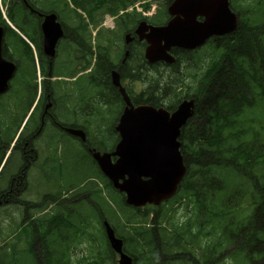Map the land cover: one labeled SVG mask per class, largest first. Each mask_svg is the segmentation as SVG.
Wrapping results in <instances>:
<instances>
[{
    "label": "trees",
    "instance_id": "1",
    "mask_svg": "<svg viewBox=\"0 0 264 264\" xmlns=\"http://www.w3.org/2000/svg\"><path fill=\"white\" fill-rule=\"evenodd\" d=\"M262 6L257 0H248L242 10L244 22L235 38L236 43L231 40L221 46V39H216L209 45L219 51L217 57L213 60L203 57L193 70L197 79L188 91L194 88V116L182 138L185 143L182 153L189 171L174 198L161 207L136 211L125 205V196L95 168V176H100L111 188L109 196L116 207L112 211L113 217L116 218V213L126 215L129 232L122 234V238L125 237V251L136 258L135 264H158V253L143 252L146 248L157 252L163 249L176 259L174 264H226L227 260L232 264H264V9L256 13V9ZM242 48L258 52L250 61L251 51ZM182 53V50H175L178 59ZM137 57L135 54V58L128 61L127 66L132 70L136 68ZM144 63L148 66L145 60ZM129 72L130 69L124 67L120 73L127 75ZM157 79L154 81L156 86ZM169 84L173 86L172 82ZM169 84L165 81L162 86L168 95ZM141 101L155 107L162 104L157 99L144 98ZM31 104L27 106L23 99L14 102L16 110H24ZM6 120L1 124L0 133L6 137L16 134L13 131L16 120ZM209 129L215 136L207 139ZM190 137L193 138L190 140ZM184 204H193L195 209L186 222H177V212ZM199 211L205 216L201 222ZM150 212L154 213L153 227L133 226L146 223ZM37 222L39 240L44 242L54 222L61 226L64 220L45 222L42 217ZM112 226L117 232V227ZM79 230L82 233L87 231L82 225ZM68 240L65 234L51 239L42 263L81 264L80 261L72 262L70 249L66 254L51 249L56 246V241L64 245ZM7 246L5 254L0 253V264H38L32 248L26 252L28 261L25 263L24 251L18 245L13 247V255L9 244Z\"/></svg>",
    "mask_w": 264,
    "mask_h": 264
},
{
    "label": "flooded vegetation",
    "instance_id": "2",
    "mask_svg": "<svg viewBox=\"0 0 264 264\" xmlns=\"http://www.w3.org/2000/svg\"><path fill=\"white\" fill-rule=\"evenodd\" d=\"M49 15L56 16V21L60 23L62 29V36L54 48L50 42L46 43L45 40L44 23ZM27 16L30 17L34 25L27 34V37L32 42L36 55L33 52V57H31L26 52V49L22 48L26 52L25 58L33 61L39 60L40 75L43 76L44 82L41 85V93L38 97L36 94L37 86L32 80V77L37 75V73H34V70L30 71L29 84L31 87L26 89L24 98L27 106L32 102L29 107L32 110H30L27 116L26 125L20 135L15 136L11 146H9L10 137L6 139L0 137V156L3 150L8 151L12 147L8 161L3 168L4 170L10 162L11 169L7 175L9 179L4 186L0 187V208L24 206V203H26L25 207L28 206L27 200L23 199L24 193L30 189L40 192V189L46 186L45 181H41L38 184L39 175L31 182L27 179L29 178V171L34 168L39 169L42 164H50L55 171V179L53 176L54 181L50 183L53 191L51 189H47V191H59L64 187V156H60V153L61 148L63 149L65 137L73 139L75 137L68 134L70 130H83L87 138V141L84 142L88 144L91 127H86V125L90 124V120H92L91 113L95 104L97 66L91 69V63L96 59V47L92 45L91 36L87 34L86 30L82 31L81 26L75 24L74 20L73 23H68L58 8L52 7L50 10L30 8ZM136 47L137 51H139L141 44L138 41H132L130 46L131 54ZM12 51L13 54L4 46L2 55L7 63L15 66V78H22L21 62L15 56L13 47ZM126 51L127 47L124 48L125 53ZM123 59L118 60L116 65L111 64L109 66V73H112V70H118L120 76H122L120 73L122 69L124 67L129 68L127 66L128 61L123 62ZM100 68L102 71L99 75L108 79L107 68L102 66ZM5 70H7V67ZM81 74L88 76L89 81L87 107L82 106L83 99L75 98L73 102L76 105V110L70 112L66 109V93L72 92L75 95L81 91H86L85 89L81 90L79 86L73 84ZM68 76H77V80H73V78H69ZM12 82L13 80L8 85L7 92L0 96V117L1 115H8V110L22 90L17 86L20 85L19 83ZM117 137L111 138L113 142L111 146H104V143H102L98 148L90 146V151L92 152V148H94L93 153L97 152L101 156L113 155L120 141ZM114 142H116L115 146ZM19 152H21V156L19 157L20 164L16 160ZM112 160L116 161L117 157H113ZM48 176L47 172L43 175V177ZM44 198L45 196H43ZM88 198L89 196L84 194L80 200ZM57 199L52 198L51 201H57ZM159 251L157 260H162L163 262L169 261L168 252Z\"/></svg>",
    "mask_w": 264,
    "mask_h": 264
},
{
    "label": "rangeland",
    "instance_id": "3",
    "mask_svg": "<svg viewBox=\"0 0 264 264\" xmlns=\"http://www.w3.org/2000/svg\"><path fill=\"white\" fill-rule=\"evenodd\" d=\"M11 0H4V9L5 12H7V5L10 3ZM92 3V5H94V3H100L102 2L104 4V6H102L94 15V21L97 24H103L105 22L106 19H108L105 23V26L108 30V32L105 34L106 36L101 37L100 36V41L99 42H109V41H116L118 38L121 37V33L119 31H113L114 30V21H116V17H106L105 16V12H108V10H111L113 12H116L119 8L122 7H132L134 5H136V11H130L126 16H125V20L128 21V27L129 26H135L140 19H145L144 17H142L140 15V13L143 11L142 10V5L143 4H147L148 5V12L147 13H152L155 15L156 20L151 19L150 21H147L149 24L152 25H164L166 23V21L168 20L170 13H169V9L171 7V1L172 0H86ZM232 2H235L237 4H232V8L234 13L237 15V21H236V28L233 30H230V32H227L225 34H223L222 39L220 41L221 46L231 42V40H233V42L236 43V36L238 35L241 26L243 24V14H242V10L244 9V7H246V3L248 0H231ZM259 3H261L263 6L259 7L256 9V13L259 12V10L264 9V0H257ZM33 3H36V5L41 8V9H49V8H58L60 13L62 14L64 19H67V17L70 15V10L67 9L64 6V3L62 0H28L29 5H31ZM31 3V4H30ZM0 4H2V0H0ZM127 8V9H128ZM131 10V9H130ZM3 14V12H1ZM4 16V14H3ZM9 16H10V20L12 21V23L14 24V26L21 31L24 34H28L30 29L34 26L33 23L31 22L30 17L25 16L24 14H22L21 10L19 7H11L9 10ZM5 18V17H4ZM81 19L83 20V23H89L92 26V23L90 20L89 15H82L81 14ZM198 21H202V19H198ZM104 26V27H105ZM249 27H253V26H249ZM94 30H99V28H96ZM7 40H9V42L12 44L13 49L15 51V53L18 55L19 58H21L22 60V66L23 69L21 70L22 72L26 71V64L24 63L26 54L24 52V50L22 49L21 46L18 45L19 40L13 36H10V34L7 35ZM98 38V35L96 36V39ZM121 40H117V44H116V50H118L120 44L118 42H120ZM124 43V42H122ZM242 44H245L244 42H241ZM201 45H198L196 47H200ZM243 51H246L245 48H242ZM193 59L191 56H189V58L187 59V62H185V64H182L181 67L179 68V73L177 74L175 71V69L172 71L170 69L167 68V66L165 64L162 65V67L160 68V72L161 74L155 75V72L151 69H148L147 71L150 74H154L155 76L153 77V81H155L157 78L160 77V75L163 76V79H169L171 80V82L173 83V86L169 84L170 89L168 91H170L171 93L173 92H177V94H174L177 97H174L173 95H169V97L167 98V100H165V102H167V104L174 103V104H178V106H181L183 104V102L187 103L191 101V98L193 96V92H194V88L189 90L192 86L191 83L194 82L195 80V73L194 71L197 69L198 63L200 61H202L203 57L208 59V60H213L217 57V54L219 53V51H215L213 45H205L200 49H194L193 50ZM198 51V52H197ZM222 51V50H221ZM249 52V50H247ZM251 53L249 54V58L250 61L253 59V55L256 52V50H250ZM258 52V51H257ZM256 52V53H257ZM237 54H239V52H237ZM102 57H106L109 58V56L102 54ZM255 57V56H254ZM117 58L116 54H112L111 55V59L115 60ZM110 59V58H109ZM138 60V59H137ZM138 63V61H137ZM136 63V66H137ZM204 66V65H203ZM194 70V71H193ZM130 78H134V74L133 76H130ZM128 79H126L127 81ZM127 84H130V82L128 81ZM153 87L155 89L158 88V86H156V84L153 82ZM148 86L146 84H144L141 87H136L134 86V90L138 93V94H142L143 91L147 90ZM188 91V92H187ZM187 92V93H186ZM157 96V95H156ZM179 97V98H178ZM177 98V99H176ZM161 100V99H159ZM72 103H73V99L66 101V105L69 108H72ZM119 103H122L121 100L116 99L114 94L111 92L109 94L106 95L105 97V101H101V96L97 95L96 96V107L97 110L100 109L101 114L98 113L96 116V120L97 124H94L91 126L90 128V134L92 137H95V145L97 144V141L99 139V137L104 138L106 140V142L113 136V128L111 125V121L114 123L115 119L118 117L119 112L121 110V106ZM83 107H87V97L86 99L84 98V102L82 103ZM110 110V111H108ZM8 120L2 118L1 122L2 124L6 123ZM2 133H0L1 135ZM3 135V139H6V136L4 134ZM215 136L214 132L212 129H209V136L207 139L213 138ZM193 137H190V140ZM69 141L73 142L75 144V149L78 151H75V156L76 158L73 159L70 157V154L68 153L69 150V144H67V142H64L63 144V151H61V156H64V171H63V180H64V189L60 190L63 191L65 189H68L69 191H66L63 196H65L66 199H70L74 194L70 191H77L79 189V187H85V189H87L90 185V181H88L85 185H82L80 183L81 180L85 179L86 177H88L89 175V164L93 163V159L91 158V156L86 153L85 151H83L82 149V145L80 143V141L78 140H73L70 139ZM233 142L236 144V140H233ZM99 147V146H96ZM68 153V154H67ZM21 156V152H19L18 157L16 158V160L18 161V163L20 164V159L19 157ZM18 169V168H17ZM47 172L49 174L48 177H43L44 173ZM38 178V184L41 181H45L46 182V186L44 188H41V191L45 190L47 191V189H51L52 187L50 185V183L53 180V176L55 179V171L53 169V167L50 164H42L40 166V168H34L31 171H29V181H33L35 178ZM72 181V182H71ZM77 182V188L75 190L72 189L71 185L69 186L70 183H75ZM84 182V181H83ZM101 182V181H100ZM53 191V190H52ZM44 195V194H43ZM36 196L37 194L35 193V190L30 189L29 191L25 192L23 195V199H28L27 203L30 206L25 207L26 203H24V206H13V207H1L0 208V253H2L3 255L5 254V251L7 249V245L9 244V246L11 245H15L16 242H13V240L15 239V237L17 236V232L16 230V224H21V219H23V216H27V219L30 223H33V217L35 215L36 212H38V208L41 207V205H38L36 202ZM89 196L90 198H95L97 201H99L100 203H103V199L101 198L100 194L97 192H94L93 190H90L89 192ZM19 198V197H17ZM52 198L49 197L48 201H44V204L46 203V205H43L44 208L48 207L51 203H47L49 201H51ZM38 202L42 203V200H39ZM34 203V205H33ZM61 206L57 205H50V206H54L57 208L58 213H62V206L67 205L68 206V210L71 213H74V210L77 209L78 213L81 214L82 218H80L78 220L79 224H87L90 225L93 228V232H96V234H100L99 230H101L99 227V229H97V227L95 226L94 220H93V215H94V211L85 203H81L80 205H78L77 203H60ZM28 208V209H27ZM46 212V211H45ZM69 213L70 217H72V214ZM198 214H201V219L200 222L204 219V214L201 213L200 211L198 212ZM56 216V212L55 209L49 208V211H47V213L43 216L46 220H50L52 218H55ZM73 218L74 217L73 215ZM61 225L64 226H59L57 227L58 229H65L73 234H76L75 236H69V240L65 241L64 245H58L56 247V250L58 253L60 254H66V252L75 245V247L72 249V251H70L71 255H72V262L76 263L77 261H80L81 264H101V257H100V251L96 246V241L94 239H88L84 238L81 239L78 243L74 244V240L78 237L79 235V225H75L74 223H67V222H63ZM118 227V226H117ZM35 228L36 231L34 229V232L36 234H38V225L37 222L35 220ZM87 232H89V230H87ZM123 234H127V232H124ZM38 237V236H36ZM55 238V237H54ZM65 239V238H64ZM62 239V240H64ZM42 245L40 243H37L34 247V251L35 253L38 254V258H39V254L42 255ZM9 251L12 253L13 250L11 247H9ZM23 252V259L25 261V263H27L28 258H27V254H26V250H22ZM227 252H229V250H227ZM37 263L38 264H43L42 259H38ZM102 258L107 262L106 264H118V258H114L113 256H111L110 254H106V255H102ZM225 258H229V257H225ZM231 259V258H229ZM226 264H232L230 260L226 261Z\"/></svg>",
    "mask_w": 264,
    "mask_h": 264
},
{
    "label": "water",
    "instance_id": "4",
    "mask_svg": "<svg viewBox=\"0 0 264 264\" xmlns=\"http://www.w3.org/2000/svg\"><path fill=\"white\" fill-rule=\"evenodd\" d=\"M170 13L180 18L165 29L162 37L165 45L154 42L153 50L146 53L150 62L172 61L174 58L167 54L171 46L202 45L210 37L222 36L237 26V15L231 10L229 0H177ZM2 34L0 29V40ZM113 84L120 88L128 105L116 128L121 141L113 156L118 159L114 163L112 155L100 154L94 158L114 187L126 194L128 204L160 205L175 195L185 176L181 145L176 140L192 114L194 102H184L173 115L151 106L135 108L121 86L118 73L113 75ZM107 232L115 251L121 255L119 264H133V259L122 252V241L115 238L111 228Z\"/></svg>",
    "mask_w": 264,
    "mask_h": 264
},
{
    "label": "bare ground",
    "instance_id": "5",
    "mask_svg": "<svg viewBox=\"0 0 264 264\" xmlns=\"http://www.w3.org/2000/svg\"><path fill=\"white\" fill-rule=\"evenodd\" d=\"M153 48L154 47L152 46V47L148 48L146 51L149 52V51L153 50Z\"/></svg>",
    "mask_w": 264,
    "mask_h": 264
}]
</instances>
